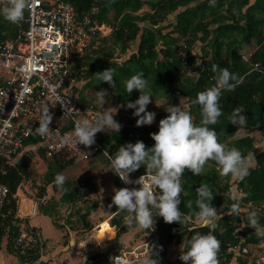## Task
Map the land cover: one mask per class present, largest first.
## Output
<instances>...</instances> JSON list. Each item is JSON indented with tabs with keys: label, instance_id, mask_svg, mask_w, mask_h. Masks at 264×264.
<instances>
[{
	"label": "trees",
	"instance_id": "16d2710c",
	"mask_svg": "<svg viewBox=\"0 0 264 264\" xmlns=\"http://www.w3.org/2000/svg\"><path fill=\"white\" fill-rule=\"evenodd\" d=\"M71 1L79 10L89 9L94 5L99 6L100 13L94 17L99 23H107L113 28L109 35L98 36L89 50L77 57L75 65V75L78 80L86 81L91 88L98 91L103 88L112 92L115 100L121 104L120 110L125 111L120 117L122 129L119 133L99 136L110 155L120 146L129 142L135 143L137 140L151 147L154 141L150 133L158 131V127H155L157 125L135 127L137 117L133 116L134 110L125 106L127 102H134L140 93L138 90H134L131 94L127 93L124 83L127 79L142 72L148 81L146 91L153 99L171 98L175 95V97L182 96L186 101H193L198 92L215 83L213 79L215 74L211 71L213 64L227 67L230 72L242 78L243 82L234 91L222 93L220 107L223 115L215 125L209 127L216 131L219 142L240 149L245 156H249L254 151L256 139L249 132L261 129L264 125V0H216L214 7H209L208 0ZM144 5H148L150 10L138 13ZM111 12L114 14L110 18ZM171 15L174 17V20L168 23L172 26L171 30L164 31L163 27L160 29L152 27L163 24ZM145 21H149L152 26L142 27L141 23ZM19 27V23H10L0 16V39L15 37ZM196 42L204 44L201 53L194 51ZM252 42H255V47L251 46ZM242 45L250 48L248 55L241 53ZM128 51H130L129 56L121 62L118 61L120 58L118 55L126 54ZM244 55L248 56L247 60ZM198 58L202 61H197ZM255 64H258L259 68H254ZM108 68L114 69L115 72L114 89L94 76L96 72ZM192 72L195 74L191 75ZM78 92L80 102L83 104L95 100ZM166 106L158 105L153 108L147 106V110L164 111ZM237 107H243V114L247 117L244 127L249 130L247 134L239 137L235 136L240 127L228 121V116ZM186 110L190 111L194 121L199 124L200 107L191 104ZM155 113V121L168 115L166 111ZM30 141L36 142L37 138L34 137ZM261 141L264 142V135ZM39 152L41 156L46 157L44 150ZM52 160L49 163L46 179L58 190L54 184L56 174L72 165L75 158L57 154ZM92 160H101L110 164L104 154ZM27 168L26 156L19 161H8L0 157V182L8 185L11 191L6 203L0 207V249L2 240L6 236V247L9 252H14L21 264H34L39 260L43 250L40 233L35 227L30 228L25 218L16 215L18 208L16 193L27 174ZM136 172L145 173V169L141 167ZM115 177L117 188H122V181L117 175ZM235 182L240 194L232 196L231 177L221 176L214 161L207 163L201 176H194L190 171L185 170L182 177L184 191L181 194V212L188 214L198 211L195 206L197 198L195 190L201 183H206L214 196L212 204L218 209L222 218L218 215L215 228L194 217L187 225L181 227L179 223L167 224L162 217L155 218L154 214L155 228L160 234L164 248L173 242L181 245L196 232L207 234L211 231L221 241L220 264H231L235 247L242 248L248 244L261 243L264 238L258 237L254 229L248 226V214H243L242 209L249 207L250 211H256L260 224L264 225V145L255 156V164L251 165L250 174L242 181ZM64 188L66 190L61 191L58 200L50 199L47 205L39 206L44 214L55 218L54 213L57 212L56 207L60 203L75 205L78 201L86 200L95 191L90 179L86 181L67 179ZM43 191H46L45 187ZM44 196L45 193H42L40 199ZM190 202L191 209L188 207ZM236 202L240 205L239 216L230 214V207ZM98 206L99 204L94 201L80 215L84 227L75 229L76 235L93 229L89 220L93 217L91 212ZM110 210L111 214L100 222L109 219L111 226L117 228L115 239L118 240L121 235L135 226L131 228L127 226L125 222L127 213L120 212L114 205ZM23 223L25 227L22 226ZM54 224L62 226L56 221ZM144 231L148 233L150 230ZM23 233L36 236L38 246L36 244L37 247L23 252L22 246L17 243V237ZM111 247L113 250L108 247L93 252L84 264H112V252L116 253L117 247L114 244ZM240 253L241 256L237 257L239 264H255L254 259L250 260L249 252Z\"/></svg>",
	"mask_w": 264,
	"mask_h": 264
},
{
	"label": "clouds",
	"instance_id": "9594fccd",
	"mask_svg": "<svg viewBox=\"0 0 264 264\" xmlns=\"http://www.w3.org/2000/svg\"><path fill=\"white\" fill-rule=\"evenodd\" d=\"M34 0H0V16L13 24L20 23L24 19V13L33 6ZM209 7L216 5V0H208ZM211 71L215 74V83L205 90L197 93L196 98L191 102L200 107L201 119L197 124L186 106H173L168 104L166 108L167 116L159 120L158 131L150 133L154 144L151 147L137 140L135 143H126L120 146L113 154L104 152L110 161L112 172L117 175L125 184H136L139 187L113 188L111 204L116 206L120 212L127 213L125 222L128 227H138L143 230L155 231V218L162 217L167 224L179 223L187 225L194 217L216 227L215 221L218 209L213 206L214 196L210 187L206 183H201L196 188L197 198L195 206L198 211L184 214L180 210L182 203L181 194L184 189L182 177L185 170L190 171L194 176H201L205 166L209 161H214L221 176L231 177L233 180L242 181L250 174V167L253 157L245 156L240 149L229 147L219 142L216 131L209 127L215 125L223 115L220 107V98L225 91H234L243 82L237 74L221 67L217 64L211 66ZM100 82H106L113 89L116 86L114 80V69L108 68L94 74ZM128 94L138 90L140 95L134 102H127L126 108L133 109V116L137 117L136 126L152 125L156 118V113L147 110V106L152 102L151 94L146 91L148 81L142 72L132 75L125 82ZM95 103L101 111L89 118L86 114L69 107L67 100L56 96L55 99L64 109L66 116H78L75 120L74 130L64 133L59 137L61 146L78 145L89 148L96 142V134L104 131L119 133L122 125L114 119L118 109L103 106L108 103V91L101 88L94 92ZM183 99V98H182ZM181 99V100H182ZM113 111L115 114H113ZM243 107L235 108L228 116V121L234 126L243 127L247 123V117L243 114ZM61 118V119H62ZM53 121V114L48 105L41 106V114L38 126L34 129V134L42 138H49L57 134L50 124ZM31 132L32 129L30 128ZM141 167L145 169V174L138 179H130V174L136 172ZM67 177L62 173H57L54 179L55 187L60 191L64 188ZM192 208V203L188 204ZM230 214L240 215V205L233 203L230 207ZM248 226L254 229L255 234L264 238V225L259 222L256 211H250L247 215ZM146 249H150L152 255L146 251L143 257L135 260H128L117 256V264H158V253L153 251L155 245L145 243ZM221 241L210 231L207 234L196 232L180 245L179 259L183 264H220L219 251ZM162 250V249H161Z\"/></svg>",
	"mask_w": 264,
	"mask_h": 264
},
{
	"label": "built area",
	"instance_id": "2783aa9c",
	"mask_svg": "<svg viewBox=\"0 0 264 264\" xmlns=\"http://www.w3.org/2000/svg\"><path fill=\"white\" fill-rule=\"evenodd\" d=\"M99 13L100 7L97 5L79 10L71 0H34L33 6L25 11L24 19L19 23L17 35L0 39V157L19 161L24 156L28 158L44 150L48 158L65 154L75 160L90 161L107 152L99 139L101 132L96 134V142L89 148L78 145L77 151L75 145L61 146L59 137L73 131L75 120L79 117L62 118L64 109L55 99L60 96L67 100L69 107L78 109L81 114L87 112L89 118L101 111L95 100L88 104L80 102L76 89L80 80L75 75L77 57L88 51L98 36L106 35L108 25L99 23L94 17ZM244 58L247 60L248 56L244 55ZM254 68H259V65L255 64ZM181 99L182 96L175 97L173 106L181 103V106L189 108L192 104V101ZM42 105L50 107L53 114L50 128L58 130L49 138L34 134ZM34 137L37 141H30ZM143 174L134 172L130 174V179L136 180ZM122 184L129 188L139 187L136 184ZM10 192V187L0 182V207L6 203ZM32 207L33 212L37 211V200ZM149 233V238L139 246L117 249L112 254V264H117V256L135 260L143 257L146 251L152 255L145 243L155 245L153 251L158 253V264H180L168 258L157 229ZM95 240V235L90 231L81 233L72 245L73 250L80 254H88L96 247L103 250L105 247ZM36 241V236L26 233L17 237L23 252L37 247ZM237 248L244 254L248 253L247 247ZM260 263L261 259H258L256 264Z\"/></svg>",
	"mask_w": 264,
	"mask_h": 264
},
{
	"label": "rangeland",
	"instance_id": "374dc122",
	"mask_svg": "<svg viewBox=\"0 0 264 264\" xmlns=\"http://www.w3.org/2000/svg\"><path fill=\"white\" fill-rule=\"evenodd\" d=\"M254 1V0H251ZM53 2V0H51ZM150 10V7L148 5H144L143 8L138 12V13H143L144 11ZM174 20L173 15L170 16V19H168L166 22L163 24H159L157 26H152L149 21H145L142 24V27L146 26H152L155 29H160L163 27L164 31H169L172 29V26L169 25V22H172ZM202 44L201 42H196L194 46V51L196 52H202ZM252 47H255V42L251 43ZM250 49V48H249ZM249 49L245 45H242L240 51L242 54H249ZM130 54V51H128L126 54H121L118 55L120 58L118 61H123L125 60ZM116 55V56H117ZM199 62L202 61L201 58H198ZM195 73L192 72L191 75H194ZM78 81V88H76L78 91L81 92V94L85 95L86 97H90L93 99L95 98L94 92L98 91L97 89L91 88L89 84L86 83V81H83L79 79ZM82 87V88H81ZM108 103L104 105V107L107 109L109 107L117 108L118 111L115 114L113 111V114H115L114 119L117 120L118 122L120 121V117L122 114L125 112L120 110L121 104H119L113 95L112 92H108ZM175 95L172 96L171 98H158V99H153L152 102L148 105V107L153 108L157 107L158 105H164V107L168 104L174 105ZM174 99V100H173ZM178 104V103H177ZM167 107V106H166ZM165 112L162 111L161 113ZM161 119V118H160ZM120 123V122H119ZM159 121H154L152 125H157L155 127H158ZM154 127V126H153ZM249 130L246 127H240L236 133L235 137L243 136L247 134ZM104 135H109L112 132L104 131L101 132ZM250 135L254 136L256 139V145L255 149L253 152L250 153V155L253 157L252 159V164H255V156L256 154L261 151L263 148L264 142L261 141V138L264 135V125L262 126L261 129H256L254 131L249 132ZM134 143V142H132ZM53 160L52 158L48 157H43L40 156V154H33L27 158V174L26 176L22 179V182L17 190L16 196L18 198L17 201V213L16 215L18 217H28L27 211H29V208L31 210V205L32 202L37 200L38 202V215L35 217H31L29 221L32 224H36L37 226L41 227V243L43 244V251L48 254L53 251V249L59 248L60 245L63 244L65 240L69 237L68 231L71 232V229L73 232L75 229H80L84 227V223L82 219L80 218V215L84 213L92 202L96 201L99 206L91 212L92 220L91 221L94 230L92 229L90 233L95 235L96 240L99 241L106 249L109 247L112 249V244L116 241V234L113 236L110 235V232H105V234L109 233V236H106L107 239H104L103 234L98 233L99 226L103 224L105 221L100 222V220H103L104 218H107L111 214V210L109 208V205L111 204V198L113 195L112 189L115 187L117 188L116 182H115V174L112 172V168L110 164H107L101 160H75L72 165L67 166L61 173L67 177V179H81L83 181H86L88 179L91 180V182L94 185L95 191L89 197H87L86 200H81L78 201L75 205H71L68 203H60L56 207L55 218H52L49 215H45L40 209V205H47L51 201L50 199H55L58 200L61 191L56 190L52 184H49L46 175L49 169V163H51ZM251 164V165H252ZM55 171V170H54ZM236 180H233L231 178V189H232V196H235L236 194H240L237 185H236ZM43 187H45L46 191H43ZM42 193H45V196L40 199V195ZM26 202H29V208L25 207ZM47 202V203H46ZM112 208V207H111ZM81 210V212H80ZM30 212V211H29ZM243 214L247 215L250 210L249 207H245L242 209ZM26 219V218H25ZM55 221L56 223L62 225V226H55ZM109 221V219H108ZM26 223V222H25ZM99 223V225H98ZM27 224V223H26ZM107 228H110L107 223H105ZM68 225L71 229H68ZM98 225V226H97ZM23 227H25V224H22ZM97 226V227H96ZM116 231L117 228L113 226ZM101 229V227H100ZM143 233L140 238L136 237L135 233ZM117 233V232H116ZM149 232H145L143 229L139 230H132L131 232L127 233L123 238L122 242L120 245H122L124 248L132 249L140 244L144 243L148 238H149ZM68 236V237H67ZM114 237V242L111 239ZM119 240V239H118ZM117 240V241H118ZM112 241V242H111ZM117 241L115 242V247H118ZM264 242V241H262ZM259 243V244H262ZM110 243H112L110 245ZM110 245V246H109ZM250 245V244H248ZM247 245V246H248ZM253 245V244H251ZM4 246V245H3ZM254 246V245H253ZM264 249V246H262ZM122 248V247H120ZM113 250V249H112ZM48 252V253H47ZM7 248L4 246L3 248L0 249V264H17L19 259L15 253H8ZM166 253H167V246H166ZM179 253V251H177ZM66 256L65 253H59L58 255L54 256V259L46 264H58L60 260H63L64 257ZM67 257L69 258V261L71 264H80V261L82 258L78 257L77 255L74 254H67Z\"/></svg>",
	"mask_w": 264,
	"mask_h": 264
},
{
	"label": "crops",
	"instance_id": "0c3cea01",
	"mask_svg": "<svg viewBox=\"0 0 264 264\" xmlns=\"http://www.w3.org/2000/svg\"><path fill=\"white\" fill-rule=\"evenodd\" d=\"M113 12H111L110 14H109V17L111 18L112 16H113ZM105 24H107V23H105ZM108 26H107V31H106V35H104V36H107V35H109L111 32H112V26L111 25H109V24H107ZM34 202V201H33ZM33 202H32V205H31V210H30V208H29V202H26V204H25V207L26 208H29V211L31 212L32 211V206H33ZM29 211H27V213H28V217H25L26 218V222H27V224L29 225V227L30 228H32V227H35V229L38 231V233L39 232H41V227H39V226H37L36 224H32L30 221H29V219L31 218V217H35V216H37L39 213H38V208H37V211H35L36 212V214H35V212H33V214L32 213H30ZM46 215V214H45ZM22 218H24V217H22ZM56 226V225H55ZM67 226V228L68 229H71L68 225H66ZM93 230H94V228H93ZM132 230H139V228L138 227H135V228H132L129 232H131ZM117 231L115 230V234H116V236H117V233H116ZM129 232H127V233H129ZM127 233H125V234H123V235H121L120 236V238H119V240L117 241V243H118V247L116 248V249H119L120 247H123L122 245H120L121 244V242H122V238L127 234ZM68 234H69V237L67 238V240H65L64 242H63V244L62 245H60L59 246V248H54L53 249V251L52 252H50V253H48V254H46L43 250H42V252H41V255H40V258H39V260L38 261H36L34 264H46V263H48V262H50V261H52L53 259H54V256L55 255H58L59 253H65L66 254V256L64 257V259L63 260H60L59 262H58V264H71L70 263V261H69V258L67 257V254H74V255H77L78 257H80V258H82L81 259V261H80V264H84V262H85V260L89 257V255L90 254H92L93 252H98V251H101L102 249H100V248H94L92 251H90V252H88V254H80V253H77V252H75L74 250H73V247H72V245L73 244H75L76 243V241H77V239H78V235H76V233H75V231L73 232V230L71 229V232L70 231H68ZM109 233H107V234H105V236H104V239H107L106 238V236H109L108 235ZM136 234V237L137 238H140L141 237V235H143V233L141 234V233H139V232H137V233H135ZM112 237V236H111ZM114 237H112L111 239H108V240H112L113 242H114V239H113ZM111 241V242H112ZM115 241V242H116ZM264 241V240H263ZM115 242L113 243V244H115ZM6 243H7V240H6V236L3 238V240H2V248L5 246L6 247ZM4 245V246H3ZM254 245V246H253ZM253 245H248V246H246L247 248H248V252L250 253V256H249V258H251L250 260H252V259H254V262H255V264H256V262H257V260L258 259H261V263L260 264H264V249H263V247L262 246H264V242H262V244H253ZM239 247V246H238ZM7 248V247H6ZM106 248H104L103 250H105ZM235 255H234V257H233V260H232V262H231V264H239V262H238V260H237V257L238 256H241L240 254V251H238V248L236 247L235 249ZM7 251H8V253H10L9 252V250L7 249ZM177 251H179V253H177ZM7 253V254H8ZM11 253H14V252H11ZM112 254H113V252H112ZM179 255H180V245H178V244H176V243H171V244H169L168 246H167V256H168V258H170V259H175V260H177V261H179L180 262V264H183V262L179 259ZM18 257V256H17ZM253 257V258H252ZM19 259V258H18ZM52 259V260H51ZM17 264H21V262H20V260L18 261V263Z\"/></svg>",
	"mask_w": 264,
	"mask_h": 264
},
{
	"label": "bare ground",
	"instance_id": "6f19581e",
	"mask_svg": "<svg viewBox=\"0 0 264 264\" xmlns=\"http://www.w3.org/2000/svg\"><path fill=\"white\" fill-rule=\"evenodd\" d=\"M30 213L33 214V207H32V211H31ZM35 214H36V212H35ZM104 221H105V222L99 226L98 233L104 235L105 232H110V235L113 236V235L115 234V230H116V229H115L113 226H111V224L109 223L108 219H106V220H104ZM105 223H107V224L109 225L110 228L105 227V226H107ZM98 225H99V224H98ZM98 225H97V226H98ZM97 226H96V227H97ZM100 227H101V229H100Z\"/></svg>",
	"mask_w": 264,
	"mask_h": 264
}]
</instances>
